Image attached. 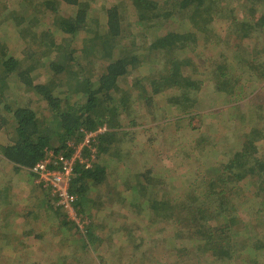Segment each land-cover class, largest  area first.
<instances>
[{
    "label": "rangeland",
    "instance_id": "374dc122",
    "mask_svg": "<svg viewBox=\"0 0 264 264\" xmlns=\"http://www.w3.org/2000/svg\"><path fill=\"white\" fill-rule=\"evenodd\" d=\"M43 1L29 0L27 5L26 0H0L1 43L22 61L20 69L28 68L37 83H55L61 91L75 90L77 85L69 72L57 75L49 70L55 58L48 49L52 43L61 45L62 53L71 52L74 44L75 60L68 62L69 69L83 79L103 73L110 57L134 56L142 65L122 79L123 89L129 91V109L121 113L122 126L112 132L106 143L108 153L102 155L109 161L106 183L82 202L80 218L87 216L93 232L98 230L97 241L85 243L83 236L88 241L89 235L77 231L69 219L64 222V213L47 201L36 180L28 172L15 170L0 154V264H255L242 242L234 258L224 262L199 245L189 230L178 236L177 224L158 221L146 205L149 201L142 197L148 186L141 183H146L143 175L151 173V197L156 201L160 196L168 201L184 195L193 182L201 192L216 175V165H226L249 139L260 142L255 157L264 160V30H251L247 35L241 24L255 25L261 20L264 0L226 5L239 19L225 30L212 23L210 35L193 24H183L181 17L176 26L179 37L189 33L194 42L174 55L153 49L152 44L167 29L175 30L173 22L161 17L151 31L153 37L148 35L138 24L136 0L91 2L102 18L91 22L90 32L80 33L73 43L62 33L33 37L28 21L32 15L24 18L20 13L31 11L35 25L39 21L54 29L59 19L74 17L77 12L75 7L58 3L56 10H49ZM114 6L120 14L121 37L108 53L102 41L109 35H96L105 32V11ZM173 64L199 85L190 109V102L181 99L176 87L156 92L150 85ZM11 83L8 89L21 92L22 106L33 107L40 117L49 115L42 99L23 85ZM1 108L0 104V118L7 121L2 125L0 120V145L16 137L13 116ZM245 188V193L234 196L242 221L234 227L238 241L250 235L249 224L257 227L255 231L264 229V192L259 195L255 184Z\"/></svg>",
    "mask_w": 264,
    "mask_h": 264
},
{
    "label": "trees",
    "instance_id": "16d2710c",
    "mask_svg": "<svg viewBox=\"0 0 264 264\" xmlns=\"http://www.w3.org/2000/svg\"><path fill=\"white\" fill-rule=\"evenodd\" d=\"M28 1L26 0L25 4L29 5ZM256 1L258 0H136L135 4L140 10L138 24L144 27L147 34H151L152 37L154 35L151 32L153 26L157 25L161 17L173 22L175 30L167 29L165 35L155 39L152 44L153 49L164 53L170 52L174 55L177 49L192 47L194 42L189 33L179 37L176 26L181 21V17L183 24H193L200 31L210 35L212 23L216 25V28L221 26L225 30L231 22H236L239 19L233 11L227 10L226 5ZM91 2L95 3L96 0H44L42 4L49 10H56L55 4L57 3L77 8L74 17L59 19L54 24V29L47 27L45 23H39V21L35 25V17L31 11H24L20 13V16L26 18L32 15L28 21L31 24L33 37L45 34L50 36L52 34L56 37L58 33H62L69 36L70 43H73L80 33L90 32L91 22H98V19L102 18V15L93 9ZM105 16L103 18L105 32L102 33V30L98 28L100 34L96 36L109 35L107 40L102 41L105 51L109 53L114 50L121 37V23L119 11L115 6L107 8ZM244 22L241 23L242 31H247V35L251 33V30L260 32L264 30V15L255 25ZM1 41L0 39V104L1 109L10 113L16 122L14 126L16 137L11 143L1 142L3 144L0 145V154L15 170L28 172L35 181V174L32 170L38 163L50 157V152H54L56 164L52 162L49 168L59 169L61 165L57 158H71L75 153L71 144L76 146L83 142L86 133L96 132L100 129L106 130L96 136L92 143V146L97 149L96 159L92 162L93 166L88 168L86 163L80 162L75 165L71 191L79 197L76 209L78 215L81 216L82 202L86 199L87 194L94 189H98L99 193V188L106 183L109 161L108 159L104 160L102 155L108 153L106 143L113 137L112 132L122 126L121 113H126L129 109L128 101H126L129 91L123 89L122 79L134 72L136 68H140L142 62L134 56L116 59L110 57L103 73L92 76L93 78L85 77L83 79L80 73L69 69L68 62L75 60L74 50L76 47L74 44L71 52L62 53V46L52 43L48 49L53 51L52 54L55 55V58L50 61L49 70L54 71L57 75L69 72L77 84L74 91H61L55 83L51 85L37 83L31 74L27 73L28 68L26 71L20 69L23 67L22 61L11 56ZM107 56L109 57V55ZM243 64L247 65V63ZM250 67L254 68L252 65ZM162 74L160 77H155L150 83L154 86L155 91L164 92L166 89L176 87L181 92V99L190 102L189 109L192 108L196 102L194 97L200 91L198 83L184 73L181 75L174 64L168 66L165 73ZM11 81L16 87L23 85L37 95L40 100L42 99L47 106L49 115L42 113L40 117L33 107L22 106L24 102L21 92H12L8 89V86H12ZM10 100H12L11 103ZM148 100L149 103H152V99ZM175 105L180 106V103L176 102ZM0 120L2 125L6 124V118H0ZM173 124L175 126V123ZM176 127H178L177 122ZM1 128L2 126H0V131ZM206 140H208L207 137ZM256 142L258 143L256 144ZM245 144L244 149L233 154L226 165H216V175L210 179L206 189L202 186L199 187V189H204L201 190L202 193L196 189L193 182L189 183L184 195L169 198L170 201L160 196L158 197L160 200L156 201L154 196L151 197L154 190H151L152 177L149 173L143 175L146 183L143 180L141 184L148 188H144L145 194H142V198L145 197L152 204L147 202L146 205L153 210L154 216L160 219L158 221L163 222L165 219V221L177 224L178 233L176 234L178 236L183 235L180 232L189 230L190 233L195 234L196 242L206 251H211L215 259L229 262L234 258L237 246L242 242L247 251L251 253L253 262L259 264L264 261L262 254L264 251V229L255 231L254 228L257 229V227H254V224H249L248 228L252 230L250 235L247 234L240 241L236 240L239 233L234 231V227L242 222L240 214L237 212L238 207L235 205L238 199V197H234L236 193H245V187L253 184L257 186L256 192L259 195L264 192V160L255 157L260 142L256 139L254 141L249 139ZM83 157L91 160L89 148L84 149ZM40 189L47 201L57 207L59 212L64 213L63 220L67 222L69 216L57 206L51 190L44 189L42 186ZM197 196L200 198L198 199ZM189 197L195 199V202L191 201ZM204 199L206 202L202 204ZM137 200L140 201V199ZM86 217L85 215L81 217L83 228L73 221L68 222L75 225L76 230L82 232L83 235L88 234V241L83 236L84 242L92 241L89 243L92 245L98 239V230L96 233L93 232L94 227Z\"/></svg>",
    "mask_w": 264,
    "mask_h": 264
},
{
    "label": "built area",
    "instance_id": "2783aa9c",
    "mask_svg": "<svg viewBox=\"0 0 264 264\" xmlns=\"http://www.w3.org/2000/svg\"><path fill=\"white\" fill-rule=\"evenodd\" d=\"M105 129H100L96 132L86 133V136L78 145L71 144L75 149V153L71 158L59 157L58 163L61 165L59 169H50L54 160V152H50L45 161L38 163L32 170L35 174L36 183L42 186L44 189H50L52 196L55 198L57 206L60 207L69 216V220L73 221L80 228L82 219L77 213L76 204L78 202V196L71 191V183L77 162L82 164L86 163L88 168H91L92 162L95 161L97 155V149L92 146L96 136L102 134ZM91 150V160L83 157V151L85 148ZM57 157V156H56Z\"/></svg>",
    "mask_w": 264,
    "mask_h": 264
},
{
    "label": "clouds",
    "instance_id": "9594fccd",
    "mask_svg": "<svg viewBox=\"0 0 264 264\" xmlns=\"http://www.w3.org/2000/svg\"><path fill=\"white\" fill-rule=\"evenodd\" d=\"M77 195V194H76ZM78 196V195H77ZM78 199H79V197H78Z\"/></svg>",
    "mask_w": 264,
    "mask_h": 264
}]
</instances>
